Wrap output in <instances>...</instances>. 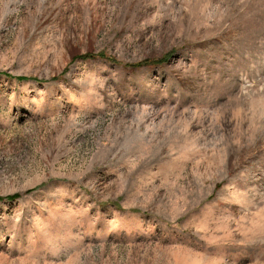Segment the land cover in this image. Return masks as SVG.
Segmentation results:
<instances>
[{"label":"rangeland","instance_id":"1","mask_svg":"<svg viewBox=\"0 0 264 264\" xmlns=\"http://www.w3.org/2000/svg\"><path fill=\"white\" fill-rule=\"evenodd\" d=\"M0 264H264V0H0Z\"/></svg>","mask_w":264,"mask_h":264},{"label":"trees","instance_id":"2","mask_svg":"<svg viewBox=\"0 0 264 264\" xmlns=\"http://www.w3.org/2000/svg\"><path fill=\"white\" fill-rule=\"evenodd\" d=\"M93 56H95V55L94 54H88V55L83 56L82 58L87 59V58L93 57ZM159 62H160V60H157V63H159Z\"/></svg>","mask_w":264,"mask_h":264}]
</instances>
